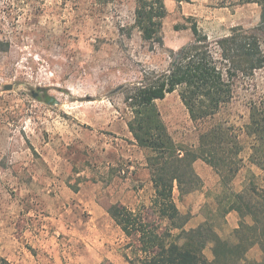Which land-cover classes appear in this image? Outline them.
Instances as JSON below:
<instances>
[{"label":"rangeland","instance_id":"obj_1","mask_svg":"<svg viewBox=\"0 0 264 264\" xmlns=\"http://www.w3.org/2000/svg\"><path fill=\"white\" fill-rule=\"evenodd\" d=\"M166 5L164 45L152 48L135 27L137 0H0V257L52 263L49 248L60 262L71 254L79 264L97 258L113 264L106 250L133 256L105 208L131 190L128 184L145 185L132 181L148 151L129 131L127 93L178 62L194 41L188 18L212 42L234 27L254 30L261 22V6L241 0ZM261 41L264 50V34ZM263 103L264 68L238 78L234 99L205 122L191 120L180 89L158 101L183 147L198 148L200 135L214 126L237 136L240 172L226 186L213 170L207 191L203 180L197 190L211 201L201 215L231 242L235 232L226 229L217 201L253 186L264 189V170L250 159L254 138L247 129L252 106ZM154 194L146 189L138 208L150 206ZM242 221L253 223L251 217ZM206 255L213 259L212 246ZM263 258L258 245L247 254L249 261Z\"/></svg>","mask_w":264,"mask_h":264},{"label":"trees","instance_id":"obj_2","mask_svg":"<svg viewBox=\"0 0 264 264\" xmlns=\"http://www.w3.org/2000/svg\"><path fill=\"white\" fill-rule=\"evenodd\" d=\"M184 2L189 0H177ZM261 6V22L254 30L234 27L231 34L212 42L195 18H188L194 41L180 52L178 62L166 73L154 75L126 95L133 117L128 123L138 146L146 151L155 194L150 206L133 210L122 203L105 206L107 213L127 238L124 254L130 264H264L249 261L247 254L260 246L264 254V189L253 186L241 193L218 198L224 217L237 211L243 219L235 231L237 241L222 238L214 222L206 219L197 228L187 229L190 214H183L175 200L196 192L201 178L194 164L203 160L228 184L241 170V147L237 136L222 126L200 135L198 148L179 145L169 132L158 101L180 89V97L191 120L198 124L216 116L234 99L236 80L252 77L264 68V0H241V4ZM168 16L166 0H137L135 27L142 39L164 45L163 27ZM248 134L254 138L251 162L264 170V103L251 108ZM212 246L213 259L206 250ZM0 264H13L0 257Z\"/></svg>","mask_w":264,"mask_h":264},{"label":"crops","instance_id":"obj_3","mask_svg":"<svg viewBox=\"0 0 264 264\" xmlns=\"http://www.w3.org/2000/svg\"><path fill=\"white\" fill-rule=\"evenodd\" d=\"M187 30L190 31L191 29H187ZM192 34H193V32H192ZM137 146H138V144H137ZM140 165H141V168H139L136 173H133V178L137 179V180H132V181H134V182L137 181V183H138L139 179H141V182L143 184H145L144 187L135 188V187H131V184H128L127 187H130L131 190H128V189L125 190V192L122 193L121 197L116 201V203H122V204L126 205L127 207H129L133 210L137 209L140 206V204L142 202H144L145 198L142 196V193L146 189H150V188L154 189V186H153V183L151 180V172H150V169L148 167V163L144 158L142 159V163ZM194 168H195V171L198 174V176L205 183V187L203 188V190L205 189L207 191V185H209V180L213 177L211 171H213L214 169L210 165L205 163L203 160L196 161L194 164ZM132 169H134V167H132ZM218 177L219 176H217V180L221 181V179H219ZM121 191H123V190H121ZM154 192H155V190H154ZM199 192L200 191H196L194 193L181 196V194L178 190L175 191V200L177 202V205H178L180 211L183 214H186V215L191 214L192 215L191 220L189 221L188 225L186 226L187 229L197 228L198 226H200L202 223H204L206 221V219L201 215V209L203 208V206H205L207 204H211V201H210V197L207 193L202 192L200 194ZM107 215H109V214H107ZM242 219H243L242 216L237 211L231 212L229 215H227V218H226V221H227L226 229L230 233L235 232L237 229H239L240 224L242 222ZM219 235L221 236V234H219ZM54 252H55L54 257H56L55 260L52 263H43V264H79L80 263V261H78V258L72 257L71 254H69L68 258H66L64 262H60V260L58 259L57 251H55V249L50 250V248H49V253L51 255ZM106 252H107V254L105 257L111 263H113V264H130L129 262H127V260L125 259V257L122 254H120L118 252H112L111 250H109V251L106 250ZM19 253H21V252H19ZM22 257L25 260V255H23ZM22 257H20V255H19V258H17V256L14 255V256H9L8 258L14 264H21V263H23L21 260ZM260 260L261 259H257L255 261H260ZM89 264H102V260H100L98 258L96 260H90Z\"/></svg>","mask_w":264,"mask_h":264},{"label":"water","instance_id":"obj_4","mask_svg":"<svg viewBox=\"0 0 264 264\" xmlns=\"http://www.w3.org/2000/svg\"><path fill=\"white\" fill-rule=\"evenodd\" d=\"M5 89H6V90H12V89H13V85H8V86H6Z\"/></svg>","mask_w":264,"mask_h":264}]
</instances>
